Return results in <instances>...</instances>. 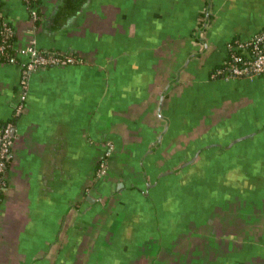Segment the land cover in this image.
<instances>
[{
    "label": "crops",
    "instance_id": "crops-1",
    "mask_svg": "<svg viewBox=\"0 0 264 264\" xmlns=\"http://www.w3.org/2000/svg\"><path fill=\"white\" fill-rule=\"evenodd\" d=\"M38 8L35 22L22 0H0L16 32V59L0 60V125L15 119L0 264L153 263L159 254H181L180 264H264V73L212 77L232 42L264 30V0H39ZM31 41L83 62L33 73L14 118L18 50ZM104 158L106 177L97 173ZM165 193L166 208H182L184 233L166 227L169 241L181 237L179 253L140 225Z\"/></svg>",
    "mask_w": 264,
    "mask_h": 264
},
{
    "label": "built area",
    "instance_id": "built-area-1",
    "mask_svg": "<svg viewBox=\"0 0 264 264\" xmlns=\"http://www.w3.org/2000/svg\"><path fill=\"white\" fill-rule=\"evenodd\" d=\"M29 11L31 18L38 22L41 20V14L38 8L39 0H22ZM1 17V11H0ZM2 18V17H1ZM4 40L0 42V57L5 54L7 47H12L14 43H8L7 39L16 36L15 28L12 24L4 19L0 26ZM235 45H230V50L241 49L246 57L232 52L230 60H226L225 66L217 68L212 77H221L229 80L239 77H255L264 73V30L255 34L251 39L242 41L236 40ZM18 53L24 61L21 62V77L19 82L20 97L14 109V118L20 116L25 108L26 94L30 83L31 75L48 67H64L76 65L83 62V58L72 53H64L59 51L41 50L34 41L26 44L18 50ZM14 122L7 121L0 125V200L3 194V189L6 186V172L11 166L14 159ZM113 151V146L109 145L106 151V156H109ZM98 175L104 176L108 173L107 161L104 158L99 165Z\"/></svg>",
    "mask_w": 264,
    "mask_h": 264
},
{
    "label": "rangeland",
    "instance_id": "rangeland-1",
    "mask_svg": "<svg viewBox=\"0 0 264 264\" xmlns=\"http://www.w3.org/2000/svg\"><path fill=\"white\" fill-rule=\"evenodd\" d=\"M108 174V173H107ZM104 175V177L107 176ZM171 191H173L172 189L169 188V192L171 193ZM150 196V194H149ZM168 193H165L163 195V197L161 199H157L158 200V204H156L157 207V215L155 213V209L156 207L152 206V204H149V206L152 207L153 210V214L152 212L149 211L145 212V216L141 217V222L140 225L144 226V225H150L151 227L153 226V229L156 228V232L157 235L159 237H162L163 239L159 240V245H161L162 247L166 246L167 248H170L173 253H179V247L177 246L178 241L181 239V237L179 236L180 234L182 235L184 232H180V228L178 226H180L183 221H182V212H181V205L180 202L178 201L176 204H174V207H169L166 208L165 204H168L169 199H168ZM170 206V205H169ZM198 208H195L192 212V214H197L198 213ZM182 215V216H181ZM173 227L175 226V228L180 232L179 235H177L176 237H171L173 240L169 241V234L167 233V229L166 227ZM165 228V230H163ZM179 238V239H178ZM176 244V246H175ZM140 248L137 247V252L138 254L140 253ZM163 252V250L161 251V253ZM166 254L169 256V251L166 252ZM167 256V257H168ZM175 257H177V259L175 260ZM173 259H162L161 255H157L155 256L153 259H151V262L153 263H149V262H141V263H137V264H171V263H182V259H181V254L180 255H172ZM99 261H102L103 258H98ZM158 261V262H157ZM122 264H129V263H122ZM135 264V263H132Z\"/></svg>",
    "mask_w": 264,
    "mask_h": 264
},
{
    "label": "trees",
    "instance_id": "trees-1",
    "mask_svg": "<svg viewBox=\"0 0 264 264\" xmlns=\"http://www.w3.org/2000/svg\"><path fill=\"white\" fill-rule=\"evenodd\" d=\"M2 22H4V19L0 17V26H2ZM15 39H16V36H12V37H10V38L7 39V42L8 43H14ZM2 40H4V37H3L2 33L0 32V42ZM230 45L234 46L235 43L232 42ZM232 52H235L236 54H239L240 56H242L243 59L246 57V54L241 49H239V50H232V51L229 50L228 57H227V60L228 61L230 60V55H231ZM13 59H16V55H15L14 49L9 46V47L6 48L5 54H3L0 57V60H2V61H11ZM223 66H225V64L219 66L218 68L223 67ZM215 70H213V72ZM13 121H15V119Z\"/></svg>",
    "mask_w": 264,
    "mask_h": 264
},
{
    "label": "water",
    "instance_id": "water-1",
    "mask_svg": "<svg viewBox=\"0 0 264 264\" xmlns=\"http://www.w3.org/2000/svg\"><path fill=\"white\" fill-rule=\"evenodd\" d=\"M55 171H56V170H54V173H56ZM49 173H50V172H49ZM51 173H52V172H51Z\"/></svg>",
    "mask_w": 264,
    "mask_h": 264
}]
</instances>
